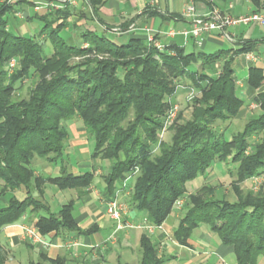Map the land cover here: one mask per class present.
Listing matches in <instances>:
<instances>
[{
    "label": "trees",
    "instance_id": "16d2710c",
    "mask_svg": "<svg viewBox=\"0 0 264 264\" xmlns=\"http://www.w3.org/2000/svg\"><path fill=\"white\" fill-rule=\"evenodd\" d=\"M207 1L211 6L212 0ZM85 2L94 18L111 29L99 17L108 0ZM253 2L255 13L264 12V0ZM63 6L54 14L39 16L44 26L38 37L14 35L5 17L13 6H0V180L5 192L28 195L24 202L12 199L0 208V230L18 223L32 209L45 212L37 223L43 237L81 231L74 203L54 215L34 196L43 194L48 184L76 190L94 184V173L76 176L62 166L61 176L54 178L37 174L35 166L37 160L62 164L69 136L63 123L78 119L94 140L92 159L97 162L111 153V169L102 177L108 202L125 192L128 181L133 184L131 206L148 213L151 224L159 227L185 200L175 232L180 245L188 246L192 233L208 225L225 246L234 247L238 264H258L264 259V196L250 192L244 198L238 185L264 173V93L254 99L261 114L227 138L231 124L248 108L238 96L235 60L252 51L255 42L239 44L236 52L187 53L173 44L160 51L140 38L119 44L88 30L81 33L83 44L75 46L60 35L70 26V17L80 12L69 3ZM45 33L54 46L50 55L39 38ZM13 59L19 60V70L10 74ZM31 72L38 74L39 82L29 99H19L17 93ZM187 80L202 96L193 99L190 120L179 116L181 122L172 127V142L161 143L154 152L170 109L168 99ZM263 83L262 71L251 69L247 86L258 89ZM216 164H224L234 179L237 201L218 198L211 186L189 194L188 185L209 175ZM136 170L140 174L133 180ZM168 263L165 256L159 257L158 246L144 236L140 264Z\"/></svg>",
    "mask_w": 264,
    "mask_h": 264
},
{
    "label": "crops",
    "instance_id": "0c3cea01",
    "mask_svg": "<svg viewBox=\"0 0 264 264\" xmlns=\"http://www.w3.org/2000/svg\"><path fill=\"white\" fill-rule=\"evenodd\" d=\"M219 1L223 5L215 0L211 1V6L207 0L197 2V15L209 16L213 9L233 16L252 14L257 10L253 0ZM73 3L75 4L70 3L71 7L80 14H73L70 17V26L66 32L69 38H75L77 43L81 33L88 30H93L99 35V32L105 33V36L112 35L116 39L129 37V40L131 38L145 40V29L152 28L160 33L158 40L165 44L185 48L187 53L201 52L198 51L200 48L193 39L186 44L181 36L171 39L163 35L170 30L179 32L190 27L191 21L183 16L188 0H109L100 9L99 17L111 29H107L94 18L85 0H76ZM130 21H133L130 26V31L133 32H122L123 27ZM250 41L255 42V48L239 54L234 64L238 96L248 105L240 117L258 108L254 99L264 93V83L258 89L246 84L251 69L261 70L264 76V26L251 24L241 28H228L224 33H213L207 38L206 44L223 45L224 42H228V49H218L213 53L202 51L206 54L220 51L236 52L240 50L239 44ZM82 44L81 42L77 46ZM63 126L68 132L70 145L65 149L64 161L56 166L46 161L37 162V174L59 177L63 166L68 173L76 176L94 173V184L85 190L60 189L56 185L48 184L44 187L43 194L35 192L34 196L38 197L54 215H57L64 206L74 203V216L81 231L50 234L45 237L50 243L47 247L32 244L25 237L22 227L37 229L41 213L45 212L37 213L29 209L18 223L0 230V264H53L52 262L57 260H61L63 264H140L144 236L158 246L159 257L165 256L169 259L168 264H238L234 247L225 246L208 225H202L192 233L188 246H182L176 241L175 232L183 216L182 205L185 204V200L181 201L182 207L176 205L163 225L156 227L151 224L148 213L136 211L129 201L123 202L122 198L126 199L127 194L118 192L117 195L125 208L122 218L126 228L117 230V222L113 221L107 212L110 201L106 199V187L96 168L97 163L92 159L93 149L90 148V137L83 122L73 119L64 122ZM216 170L230 177L224 164H216L209 175L190 183L194 185L193 190L199 192L204 188L205 186L199 184L198 187H201L198 190L197 183L210 179ZM4 187L5 183L0 180V208H6L12 199L24 202L28 198L25 192H5ZM188 192L195 194L189 189ZM258 264H264V259H260Z\"/></svg>",
    "mask_w": 264,
    "mask_h": 264
},
{
    "label": "rangeland",
    "instance_id": "374dc122",
    "mask_svg": "<svg viewBox=\"0 0 264 264\" xmlns=\"http://www.w3.org/2000/svg\"><path fill=\"white\" fill-rule=\"evenodd\" d=\"M74 1H76V0H72L70 2L68 0H35V1L34 0H0V6L5 5V4H9V3H11L13 6V9L8 14H6L5 17L8 18V20H9L8 28L14 35H16V36H22L23 35L26 37H34V36L38 37L40 31L42 30V28L44 26V23L39 21V19H38L39 16H43L44 13L54 14V13H56V12H58L64 8L63 4H67V3L70 4L71 3L72 5H74L75 4V3H73ZM215 1L218 2V4H222L219 0H215ZM188 2L189 3L187 4L186 9L189 6H195V8H196L197 2H195L194 0H188ZM186 9H185V11H186ZM216 10L220 11L219 9H213L212 11L214 12ZM196 13H197V11H196ZM259 13L264 15V12H259ZM183 16H184V13H183ZM55 17H56V15H54L52 18H55ZM130 28L131 27H129L128 30H123L122 32L132 33L133 31H130ZM148 30H150L151 32L153 31L150 36H152V38L155 39L156 42H161L160 40H158L159 39L158 36H160V33L153 30L152 28H146L145 32H144L146 43L149 44ZM99 33H100V35H105V33H101V32H99ZM47 36H48V33H45L44 35H41L39 38H40V40L44 41L45 47H46V53L48 55H50L54 51V48H53L54 46L48 40ZM60 36L63 39H65L71 45L77 46L78 44H80L82 42V38H80L81 36L78 37V39H77L78 43L75 42V38L70 39L66 30H64ZM106 37L109 38L110 40H113V41L119 43V44L127 43L129 40V37H125V38L119 37L118 39H116L112 35H106ZM171 39H173V38H171ZM161 43H163V42H161ZM167 45H169V44H167ZM228 47H229L228 42H226V43L224 42L223 45H214V44L209 43L208 45L206 44L202 49L201 48L198 49V51H204L206 53H213V52L217 51L218 49H228ZM190 51H191L190 48H188V52H190ZM105 58H108V56L105 55ZM77 62H79V61H77ZM11 63L14 66L12 67V64H11L8 67V69H9L10 74H13L15 72V70H19V68H18L19 60L13 59L11 61ZM196 68H198V66H196ZM35 76H38V74L36 72H31L30 77L22 83V89H21V91H19L17 93V97L19 99H26V100L29 99V97L31 95V90L39 82V80L36 79ZM241 76H245V75H241ZM189 84H190V81L187 80L185 85L177 88V94L175 93L172 97H170L168 99L170 109L166 114V118L164 120L165 125L163 127V130L160 133V142L157 144V147L154 148V152H158L157 150L159 149L161 143L164 142V143L169 144L172 142V138H173V134H174V131H172V127L175 124L181 122L180 121L181 118L179 119V116H181L185 121L191 119V116L193 113V111H192L193 99L196 97L201 98L202 95L197 91V89L195 90L193 87H189ZM180 113H181V115H179ZM171 114H172V117H171ZM260 114H261L260 109L255 108L254 110L251 111L250 114L246 113L242 117H240L238 119V121H234L229 128L227 138L230 139L231 138L230 136L233 133H237V132L242 131L244 128V125L250 119L257 117ZM131 119H133V115L131 116ZM75 120H78V119H75ZM87 134L89 135L90 133H87ZM68 141L65 143L66 147L70 146ZM94 145L95 144H94L93 138H90V148L93 149ZM109 152H110V150H109ZM106 155H107V157L105 159L100 158L96 162L97 163L96 168L100 172L102 177L109 174L108 172L111 169L112 162H113L112 159H110V157H112L111 153H106ZM37 162L41 163V161L37 160L35 162V166L37 165ZM85 171H87V170H85ZM133 173H134V175H133L134 179L133 180H135V178L140 174V172H139V170H136ZM221 173L222 172L216 170V173L213 174V176L210 179L204 180V181H199L197 183V187L199 184H201L202 187L206 186V185L211 186V187L215 188L216 195L218 198H222V197L226 196V198L229 201H232V202L237 201L238 193L233 188V180L234 179H232L231 177H228L225 173L223 175ZM132 185H129V182L125 183V187L127 188L125 191V194H127V196H125L126 199H124V197L122 198L123 202H128V201L130 202V198L133 194V193H131L132 192L131 189L133 187ZM119 186L120 185H118V187ZM200 187H198V190ZM238 187H239V191L242 192L244 198L250 192H253L254 195L261 194L264 196V173L259 177H255L252 180H248L244 183L239 184ZM188 189L190 191H194L193 193H197V190L196 191L193 190L194 185H192V184H189ZM200 193H201V191H200ZM107 212L109 215L108 208H107ZM41 215H44V213H41ZM109 217L111 218L110 215H109ZM122 222H123V218H122ZM123 226H124V228H126V225L124 224V222H123ZM117 227H118V223H117ZM124 228H123V230H124ZM117 230H122V228L117 229ZM31 243L34 244L33 242H31ZM35 245H38V244H35Z\"/></svg>",
    "mask_w": 264,
    "mask_h": 264
},
{
    "label": "built area",
    "instance_id": "2783aa9c",
    "mask_svg": "<svg viewBox=\"0 0 264 264\" xmlns=\"http://www.w3.org/2000/svg\"><path fill=\"white\" fill-rule=\"evenodd\" d=\"M68 1L70 2L72 0ZM184 17L187 20L191 21V25L189 28H186L179 32L170 30L163 35L168 38L181 36L185 40L186 44L190 39H193L196 41V45L201 49L205 46L207 38L213 33H224L228 28H241L244 26H249L251 24H259L264 26V15L260 13L233 16L230 14H224L221 11L216 10L209 16L200 17L196 13L195 6H189L184 12ZM152 32L148 30L149 44L154 45L160 51H165L166 48L171 44L167 45L161 42H156V40L153 39L152 36H150ZM13 66L14 65L12 64V67ZM117 194L114 199L109 202L108 211L111 218L118 223L117 229H123L124 226L122 222V213L125 208L121 204V201ZM178 206H181V202L178 203ZM22 229L24 231L25 237L34 244H38L44 247L50 245V243L45 240V238L37 231L36 228L24 226L22 227Z\"/></svg>",
    "mask_w": 264,
    "mask_h": 264
}]
</instances>
